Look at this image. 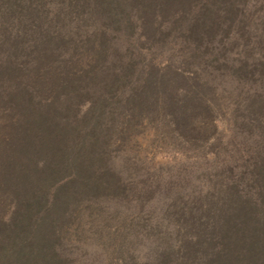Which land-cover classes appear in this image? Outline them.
<instances>
[{"label":"rangeland","instance_id":"374dc122","mask_svg":"<svg viewBox=\"0 0 264 264\" xmlns=\"http://www.w3.org/2000/svg\"><path fill=\"white\" fill-rule=\"evenodd\" d=\"M168 1L0 0V179L26 98L62 89L82 147L103 126L92 187H71L39 264L248 254L264 227V0Z\"/></svg>","mask_w":264,"mask_h":264},{"label":"trees","instance_id":"16d2710c","mask_svg":"<svg viewBox=\"0 0 264 264\" xmlns=\"http://www.w3.org/2000/svg\"><path fill=\"white\" fill-rule=\"evenodd\" d=\"M99 1L105 3V0ZM168 2L176 3L177 0ZM181 3L184 4L185 0H181ZM204 11L206 12L204 15H198V18H202L201 21L193 24L198 31L206 29L203 25L206 20L211 19L210 11ZM153 12L155 10L152 8L148 9V13ZM207 28L212 27L207 25ZM61 91L62 89L52 98L45 99L43 104L39 101L32 102L33 98L30 96L21 106L20 133L16 139L14 137L15 141L10 143L7 149L13 152L8 151L6 160L2 163L0 195L4 194L3 200H9V204H13V209L9 211L0 207V264H39L42 257L47 260L54 257L56 254L48 253L53 251L52 238L63 222L65 214L63 206L71 195V187L75 186L81 192H86L92 187L93 179L90 178V173L96 162L93 159H90V163L87 162L88 155H94L92 152L95 149L96 139L93 137L100 140V133H103V126L99 124L100 116H95L94 120L89 119L93 123L89 132L87 131L90 143L89 145L86 143L85 147L80 146L75 135L81 123L79 124L77 117H74L77 115L73 113L74 107L71 108V114L62 112L63 104L57 103L61 98L59 96ZM138 99L137 103L144 105V98ZM96 131H99L98 136ZM19 154L22 157L18 156ZM42 158H44L43 164L40 165L38 163ZM69 169L73 177L68 179L58 177L63 170ZM262 172L264 180V168ZM262 186L264 190V184ZM262 192L264 195V191ZM261 200L264 210V196ZM56 204L57 207H53ZM7 211L10 212L9 216H6ZM251 223L253 227L248 228L244 239V251L249 252L248 254H168L162 262L163 264H264V227L261 224L263 222L254 219L250 220ZM48 234L51 237L50 235L45 237Z\"/></svg>","mask_w":264,"mask_h":264}]
</instances>
